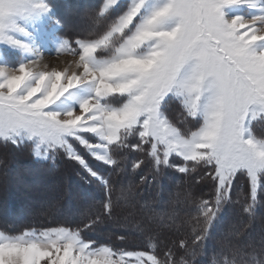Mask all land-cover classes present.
Returning <instances> with one entry per match:
<instances>
[{"label":"snow or ice","instance_id":"1","mask_svg":"<svg viewBox=\"0 0 264 264\" xmlns=\"http://www.w3.org/2000/svg\"><path fill=\"white\" fill-rule=\"evenodd\" d=\"M65 7L83 9L73 35L53 0H0V147L29 148L45 162L62 156L103 197L91 212L61 213L56 226L0 231V264H264V231L244 239L264 195V134L255 130L264 125V0ZM46 55L71 59L50 67ZM165 170L200 172L208 190L195 214L144 198L139 187ZM242 196L247 221L220 229ZM106 226L142 247L84 238Z\"/></svg>","mask_w":264,"mask_h":264},{"label":"trees","instance_id":"2","mask_svg":"<svg viewBox=\"0 0 264 264\" xmlns=\"http://www.w3.org/2000/svg\"><path fill=\"white\" fill-rule=\"evenodd\" d=\"M90 2L94 3L95 0H80V3ZM80 10L81 12L83 11V9H77V11L74 10V13L80 12ZM94 165L98 166V171L104 172L103 165L95 162ZM14 168L17 170L21 168L24 171V177L33 181L29 184L33 191L39 189V192L46 194L50 192L55 194L54 190H52V186L50 187L49 185L47 187H43L41 185V183H47L51 180L63 181L64 188L60 190V200L54 202L56 206L60 208L58 216L55 215L54 218H50L51 212H54L51 210L48 214L44 213L37 219H31L29 214L35 209L34 205L31 203H25L18 198L21 193H26L27 189H19L20 194L18 195V191L14 192V189L12 188L11 180L5 177V188L11 186L8 188V191H3V200H0V231L5 232V234L17 235L32 227L40 228L46 226H56L57 222L62 218L61 213L85 211V209H83L85 204H90L93 199H102L103 197L102 190L94 185L84 184L80 180L79 176L76 175L75 168L62 156L58 157L55 162H42L35 160L32 157L29 148H14L11 145L8 148L0 147V170L8 171L10 169L13 170ZM128 170L130 173V162ZM199 175V171L185 176L184 174H180L174 170H165V175L163 177H159L157 181L151 185H141L139 190L145 199L155 201L154 206L164 212L170 210L168 202H177L178 199L182 198L183 191L186 190L189 195L187 198H183L184 203L187 205L189 210L195 214V204L201 196V193H195L197 191L195 185L197 184V178ZM122 179L125 181L128 179L138 181L139 177L130 176L126 173ZM0 181L4 182L2 179ZM236 185L237 190L240 187H243L246 194L247 187L245 179L241 178L237 180ZM207 190L208 189L204 192ZM193 195L197 196L194 197ZM233 199H236L235 191L233 192ZM38 200L43 202L45 199L43 200V198L40 197ZM245 203L246 200L242 196L238 204L228 206L227 210L223 213V220L219 226L220 229H226L231 224L240 226L247 221L248 216L242 211ZM45 204L46 203H43L44 206H47ZM86 211L91 212V209ZM254 215V222H258V225L260 226L259 228L264 231V195L260 196V199L254 209ZM185 219L189 218L185 217ZM191 223L194 224V221H191ZM106 229L107 226L105 228H100L95 232L86 233L84 238L95 240L100 245L108 244L115 248L123 247L132 249L142 247V244L134 238L130 239L128 242L121 243L116 240L115 236L109 237ZM188 229L189 228L186 230L190 232L191 229ZM173 237H175L178 241L177 235H169L166 239L171 241L173 240ZM223 259L225 258L222 257L221 260Z\"/></svg>","mask_w":264,"mask_h":264},{"label":"rangeland","instance_id":"3","mask_svg":"<svg viewBox=\"0 0 264 264\" xmlns=\"http://www.w3.org/2000/svg\"><path fill=\"white\" fill-rule=\"evenodd\" d=\"M84 1H86V0H84ZM53 2L55 4H57L61 15L66 19V21L69 24V27L66 28V34L67 35H73L74 32L80 27V24L78 23V18H77V12L74 13V10L77 11V9L76 8H66L65 4L66 3L77 4V3H80V0H53ZM79 13L82 15L83 11L81 12V10H80ZM229 14H231V12H229ZM92 34H94V30H93ZM84 35L87 36V35H90V33L86 32V33H84ZM70 59H71L70 57H65V56L57 58L55 56H47L46 55L45 59H44V63L49 65L50 67H63L65 62L69 61ZM13 60H15V58H13ZM178 112H179V108L176 105H173L169 109V115L174 120L179 118L178 115H177ZM255 130H256V133L258 135L264 134V125H258ZM30 152H31V150H30ZM32 157H33V155H32ZM34 159L37 160L36 158H34ZM38 161H42V160H38ZM42 162H44V161H42ZM94 162H93V166H95ZM95 163H97V162H95ZM95 167L97 169H99L98 166H95ZM5 172L7 173L6 178L11 180L12 188L14 189V192L18 191L17 194L19 195L20 194L19 189L20 190L21 189H27V192L24 193V194L21 193L18 196V198H20V200L24 201L25 203H31L32 205H34L35 209L32 210V212L29 214V217L31 219H37L40 216H42L44 213L48 214L51 211L47 206H44L43 203H46L45 205H48L49 203H54L55 201H59L60 200L61 195H59V193H60V190L62 188H64L63 181L51 180V181H49L47 183L46 182L45 183H41V185L43 187H47L49 185H50V187L52 186V190H54V192H55V194H52L50 192L46 194V193H43V192H39L38 191L39 189H36V191H33L30 188L29 184H31L33 181L32 180H28L27 178L24 177V171L21 168L18 169V170L14 168L13 170L10 169L8 171L0 170V180L2 179V180L5 181V175H4ZM4 184L6 185L5 182H1L0 181V200H3V191L6 192V191H8V188L11 187V186H9L8 188H5ZM195 187H196V190H197V191L195 190L196 191L195 193H198V194L201 193V195L207 189L206 185L201 184V183H197L195 185ZM188 195H189L188 192L185 190L182 193V198L177 200V206L180 207L183 210H189V208L187 207V205L184 203V200H183V198L184 197L187 198ZM196 196L197 195H195L194 197H196ZM40 197L43 198V200L44 199L45 200L43 202L41 200L39 201L38 199ZM88 206H89V204H85L83 206V209H85V211L88 210L89 209ZM162 212H164V211H162ZM55 215L58 216L59 213L51 212L50 218H54ZM258 224H259L258 222H254V225L252 226L251 229H249L248 235L246 237H244V239L251 238V239L256 240V241L259 240L262 230L259 228L260 226ZM188 230H190V228ZM106 231H107V229H106ZM171 235L172 236H176V234H171ZM173 239H175V237H173Z\"/></svg>","mask_w":264,"mask_h":264}]
</instances>
